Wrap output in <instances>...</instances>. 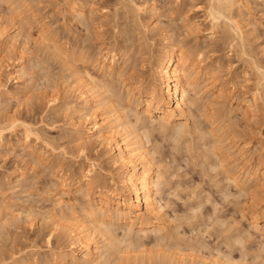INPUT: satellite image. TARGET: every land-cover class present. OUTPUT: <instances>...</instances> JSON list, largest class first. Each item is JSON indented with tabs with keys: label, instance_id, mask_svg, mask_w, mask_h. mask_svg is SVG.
I'll list each match as a JSON object with an SVG mask.
<instances>
[{
	"label": "rangeland",
	"instance_id": "obj_1",
	"mask_svg": "<svg viewBox=\"0 0 264 264\" xmlns=\"http://www.w3.org/2000/svg\"><path fill=\"white\" fill-rule=\"evenodd\" d=\"M72 1L0 0V86L4 87L0 88V124L12 118L29 124L39 130L42 140L48 145L43 147V142L35 141L32 136L26 140L20 127L15 128L12 135L6 132L0 144V264H55L57 261L51 258V254L70 252L71 238L68 229L63 228H67L70 223L86 224L83 211L86 199L72 190V180L77 171H86L95 164V167H91L93 173L91 177H97L102 181L97 183L108 188L115 184L110 181V175L114 176L116 169L108 154L109 145L100 147L96 143L93 144L94 140L86 138V143H91L92 146L89 144L91 146L89 149L84 148L85 152L82 150L81 142L73 138L74 119L77 118L78 131L84 132L86 124L82 115H89L91 110L83 108L81 113L77 115L73 113V108L81 105L75 99L74 77H71V71L59 60L51 57L52 46L56 45L69 54H77L81 49L87 48L88 51H85L93 55L99 47L110 48L113 37L121 39L124 37L128 43L126 46L130 47L132 52H128L127 57L122 60V63H125L123 68L133 67L132 70L147 71L149 76L151 66L153 67L154 61L165 47L158 31L170 35L171 37L167 36L171 40L174 35L176 41H169L172 46L168 45L183 49L194 60L200 58L198 61H203L204 72H209L210 75L201 76L199 79L197 90L200 93L197 91L195 97L199 100L197 104L200 106H197V111L193 110V119L184 123L189 132L184 130L185 127L183 130L188 134L182 132L184 136L179 133L182 137L179 135L175 137V134H178L176 133L178 127L177 131L170 128L165 131L160 128L158 122L151 126L148 121L142 122L143 124L139 122L135 127H139L138 131L143 132L142 134L147 133L146 140L149 143L146 141V151L148 149L147 153L153 157L155 163L156 177L159 180L156 181L160 187L156 199L163 219L160 227H163L161 236L164 238L160 241L164 242L158 247L160 243L158 239L161 236L157 235L156 239L154 232H150L152 235L149 236L148 233L147 240L145 236L144 239L141 235L142 239L139 237L146 245L141 244V247L135 244L142 249L138 247L135 253L131 251L132 246L130 250L127 249L129 250L127 253L124 240H121L123 246L119 242L118 246L114 245L115 247L111 249L119 247L116 249L117 254V251L105 250L101 241L102 246L99 244V247L103 261L106 260L105 264H157L159 262L157 258L165 256L164 259L159 258L161 262L158 264H215V260L216 263L221 262L218 253L221 257V253H224L231 259L230 263L236 261L241 262L239 264H260L263 261L264 264V218L245 210L249 203L247 194L243 197L244 193L238 192L239 190L230 183L231 186L227 185L223 177L225 174L220 173L223 172L221 168L216 170L214 167L215 163V166L220 167L218 161L227 156L228 160L231 159L230 162L226 160L230 164L229 168L232 170L234 168L233 171L244 179L245 175L237 171L240 168L235 167L240 164V158L249 154L254 159L264 158V123L255 126L250 122L251 112L246 111L248 101L253 97L251 88L256 81L255 72L237 57L240 54V47L237 45L238 40L234 31L230 30L232 29L230 25L221 20L220 24L213 26L208 16L211 6L209 0H131L132 3L127 4L129 11L116 4L118 0H91L92 4L86 5L83 12L90 23V27L86 29L79 23L77 15L66 14L65 6ZM233 1L238 2L233 13L238 14L234 15L238 18L235 20L244 33L246 48L243 49L253 54L254 59L256 58L255 60L264 68V1ZM142 4L146 9L141 14H136V17L133 16L134 12L130 11L137 9L134 6ZM115 8L120 10L117 16L114 14ZM123 10L130 12L129 16ZM99 12L104 13L103 16ZM97 36L106 40L104 45H99ZM145 43L147 48L143 45ZM231 44L239 49H230ZM20 55L24 59L22 62L25 74L15 82L11 73L14 61ZM93 61L94 59L90 60V64ZM81 69L80 76L84 73ZM94 70L96 73V69ZM91 71L90 68L92 74ZM82 78L85 80L84 74ZM4 91H16L19 93L18 98H8L3 94ZM51 97H54L55 102L50 106L48 100ZM213 111L216 113L215 117L219 119L214 117L215 121H218L214 123L215 127L210 125ZM125 112L122 111V114ZM130 118L134 121L135 117ZM132 123L135 126V121ZM211 130H215V134L221 137L220 140L224 143V146L219 145L220 149L216 145L215 149L219 151L215 150L213 154L211 151H214L212 146L215 139L207 136ZM140 132L137 133L141 134ZM234 134L241 135L242 141L237 145L248 143L244 147L245 152L243 151L247 154L242 157L236 153L240 147L237 148L235 145L232 148L233 145L228 141ZM204 136L206 138H203ZM178 137L179 139H176ZM84 142L83 144H86ZM258 142L262 143V147ZM204 149L206 154L211 153L210 156L207 155L209 159L206 154L204 155ZM86 155H90L92 160L95 157L97 161L86 160ZM212 155L218 158L216 160L210 158ZM60 175H63L64 181L59 180ZM98 177L106 179L105 182ZM245 211L247 213H244ZM50 216H53L59 226L62 224L59 229L54 227V220ZM60 230H64L65 233ZM123 230L124 227L116 228L114 237L116 240L128 238L125 239L128 246V240L135 237H124L126 233L123 232L126 231ZM222 231L229 234L224 235ZM237 236L239 239H236ZM139 238L134 241L131 239L130 242L133 244L139 241ZM108 240L105 239V242ZM233 240H236L235 242L239 240L245 249L242 250L240 244L232 246ZM241 251L245 254L244 258ZM117 256L123 257L121 262Z\"/></svg>",
	"mask_w": 264,
	"mask_h": 264
},
{
	"label": "bare ground",
	"instance_id": "obj_2",
	"mask_svg": "<svg viewBox=\"0 0 264 264\" xmlns=\"http://www.w3.org/2000/svg\"><path fill=\"white\" fill-rule=\"evenodd\" d=\"M209 1H210L209 4L211 6L209 5L210 11L209 12L207 11V12H208L209 18L211 19V22L213 23V26L220 24L221 20H223V22H227L230 25V27L232 28L230 30L234 31L237 37V40H238V44L237 43L236 44L240 47L239 49V47L237 48L236 44L234 45L236 46L237 49L240 50L239 52L240 54L237 57L243 60L244 61L243 63L248 65L249 66L248 68L249 69L251 68L252 71L255 72L256 81L254 80L255 82H253V86H252L253 88H251V90H253L252 92L253 97L250 101H248L246 111L251 112L249 113L250 114L249 118L250 120L252 119L253 122L250 121L252 124H255V126L262 125V123H264V68L262 67L263 65H260L261 63L259 64L255 60L256 58L254 59L255 56L253 54L246 51L247 49L244 50L246 48V46L244 48V44H245L244 43V33L242 31L241 26H239V23H237L238 21L235 20V19H238L237 17L234 16L236 13L235 14L233 13L236 11V4L238 2L233 1V0H209ZM128 3H132V1L131 0H118L116 2V4L122 5L123 9L125 10L129 9L127 5ZM91 4H92L91 0H82L81 2L80 1L77 2V0H73L72 2L67 3V5L65 6V11L67 15H71V16L77 15L79 19V23H81L87 29L90 27V23L88 22L83 12H85L86 5H91ZM134 8H137V9H135L134 11L131 10L130 12H134L133 16L135 15V17H136V14L139 15L141 14V12H143L146 9L144 7V4L138 7L134 6ZM119 11H120L119 9H116V8L114 9L115 16H117ZM130 12H127L128 16ZM103 14L104 13H100V15L102 16ZM124 15L126 16V14ZM237 15L238 14H236V16ZM126 18L130 19V17H126ZM102 25L103 24H100V26ZM226 25L224 26L226 27ZM158 32H159L160 37L163 40L165 47L162 50L161 55L158 54L159 56L157 57L155 61L152 59L154 61V65L153 67L151 66V70H150L151 74L149 76L146 73L147 71H140L136 69L132 70L133 67H130V69L123 68L125 66V63H122V60L124 61V59L127 57V53L131 51L130 50L131 48L126 46L127 39L124 40L123 39L124 37L122 39L113 37L112 39L113 43L110 48L99 47L96 49V52L93 55L91 53L88 54L85 51L87 50V48L81 49L80 53H77V54H72V53L69 54L67 53L66 50L56 47V45H53L51 48L52 49V53L50 54L51 57L59 60L61 64L64 65V67H67L71 71V77H74L73 84H75V88H74V91H75L74 94L76 95L75 99L78 100L80 102L79 105L80 104L81 105L78 106L77 108H73L74 109L73 113L77 115L86 108L91 110L90 111L91 113L89 115L80 114L84 116L83 118L82 116L80 118H82L83 122L86 124L84 127L85 128L84 132L82 131V133H80L78 131L77 118H75L74 121L72 120L73 121L72 131L74 132L73 138H76L74 140L81 142V147L83 146L82 150L84 151H85L84 148L89 149L92 146L91 143H89L91 146L88 143H86V138L90 141L94 140L93 144L96 143L100 147H105L109 145L108 154L110 156V160H111L113 167L116 169L115 175L114 176L110 175V181H112L115 184L110 186L109 188L103 185H100L99 183L101 180H98L97 177L95 178L94 176L95 179L91 177L93 174L91 167H95L96 166L95 164H92L90 168L87 169L86 171H79V172L77 171V173L74 175V180H72L73 182L72 190H74L76 193H79V195L82 198L86 199V205L83 208L84 210L82 209L85 214L84 218L86 219V222H85L86 224L78 225L75 223H70L67 225V228H65L64 226H63L64 228L62 227L63 229H68V234L70 235V238H71L70 239L71 249H70V252L66 254H63V253H61L60 255L51 254L52 255L51 258L57 261V263L54 261L55 264H105L104 262L106 260L103 261V257L101 256L102 254L101 248L99 247V244L101 246L102 244L103 246H105L106 249L103 248V250L108 249V251L110 250L111 252L117 251V254H118V250L116 249H118L119 247H117L114 250H111V249H113L114 245L118 246L121 240L122 241L124 240V243H125L124 248L126 247V250L127 249L130 250L131 247L133 246L135 250L132 248L131 251L133 250V252H135L136 250L138 251V247H139L136 245L144 244L141 242L142 241L141 236H143V239H144L148 233L150 236L152 235L150 232H154L153 233L155 234L154 236H156V239H158L157 235L161 236L163 234V227L162 226L160 227L161 223L163 222V219L160 215L161 213H159L161 209L159 208V204L156 199V197L158 196V189L160 187L158 186L159 180L157 179L158 177H156L157 173L155 172L156 169L154 168L155 163H154L153 157L151 158V156L147 153L148 149L146 151L147 145L145 146V144L147 142L149 143V141L146 140L147 133L142 134L143 132H140V130L138 131L139 127L138 128H135V127H137L136 125L139 124V122L140 124H143L142 122L145 121L146 123V121H148L150 126L152 124L154 125L155 122H158V125L160 126L162 130L164 129L165 131H167L169 128L175 131L178 130L176 132L178 134H175L176 135L175 137H177L179 133L182 134V132H184V130L187 127L186 125H184V123L188 121L189 119H193L192 118V116L194 115L193 110L194 109L196 110L197 106L198 107L200 106L197 104L199 100L196 99L195 97L198 94L197 91L199 92V90H197L199 86L198 85L199 79L201 76L205 77L206 75H208L209 72L208 73L204 72L205 68L203 69V65H202L203 61L202 62L198 61L200 60V58H197L196 60H194L192 59V57H190V55L188 56V53L186 54L183 49L181 48L176 49V47L175 48L170 47L172 45L169 44L170 43L169 41L174 40L173 38L174 35L171 40L168 38V36L171 37L170 35L167 34L168 35L167 36L166 33L163 31H158ZM146 38L147 37H145V39ZM97 40L100 43L99 45H104L105 44L104 42H106V40H104V38H102L101 36H97ZM179 43H182V42L179 41ZM143 45L145 46V48H147L146 43ZM48 48L49 46L47 47V49ZM234 48L235 47H233L231 44L230 49L234 50ZM236 48L235 50H237ZM83 51L85 52L82 53ZM93 59L94 61L90 64V60H93ZM22 61L24 62L22 55L18 56L17 59L14 61L13 72L11 73V75H12V78L16 80L15 82H17L25 74L24 63ZM142 62L144 63V61ZM79 66L84 71L82 75L84 74L85 80H83L82 75L81 76L79 75L80 74ZM90 68L92 69L91 71L92 74L90 73ZM94 69H96V73H94L95 72ZM116 85H118L120 89H118L119 87L116 88L117 87ZM2 88L4 87L2 86ZM242 88H245V87H241V89ZM3 94L7 96L8 98H15V99L18 98L17 96L19 95V93H16V91L15 92L4 91ZM54 102H55L54 97H51V99L48 100V104L50 106L53 105ZM217 106L220 107V105H217ZM202 107H205V106H202ZM212 107L215 108L214 106ZM101 108H103L102 111H101ZM213 108H211V110ZM220 109H222V107ZM103 110L105 112H103ZM122 111L124 112L126 111L125 114L123 113L124 115L122 114ZM215 114L216 113L214 112V115L210 117V118H213L212 119L213 122L211 120V123H210L211 126L212 125L214 126V123L218 122V121H215V119H218L215 117ZM131 116L135 117L134 118L135 126H134V123H132L134 121L130 120ZM78 119H79V116H78ZM91 119H93V121ZM17 127H20L22 129V135L26 138V140H28V138L32 136L35 141H40L41 143L43 142V147L48 146L47 143L44 142V140H42L41 138L42 135L39 134L38 129L24 122H18L15 118L8 119L6 122H3L0 124V144L3 142V138L6 132L12 135L15 132L14 129ZM177 127L179 129L181 128L182 130L181 129L179 130ZM135 129H137V131ZM141 129L143 128L141 127ZM131 130H134V132L130 133L129 131ZM214 131L215 130L213 131L211 130L207 134V136H210L211 139L212 138L215 139L214 141L215 144H213L212 146L214 151L210 150L212 154L213 152L219 151L217 149L219 148V145L224 146V143L220 140L221 137L219 138V136L216 135ZM137 132H140L141 134ZM144 132H148V131H144ZM185 132H184L185 135L188 134ZM182 135H179V137H182ZM205 136L203 138H206ZM179 137L176 139H179ZM211 141H209V143H211ZM228 141L230 142L231 145H233L232 146L233 148L235 145H237L239 142L242 141L241 135L234 134V136L229 138ZM83 142L86 144H83ZM258 144L262 147V143L258 142ZM85 145H87L88 147H86ZM216 145L218 147L215 149ZM247 145L248 143H245L244 145L242 144L237 145V148L240 147V150L236 151V153L240 157L247 154V153H244L245 152L244 147ZM205 149L203 150L204 155L206 154L204 152ZM221 150H224V149H221ZM225 153H228V152H225ZM207 155H209L208 152L205 155L208 158ZM214 156L212 155L210 158L216 160L218 157L214 158ZM223 157L224 156H222V158ZM224 158L225 159H223L222 161H218L220 162V164L217 162L218 165H220V167L215 166L216 163L214 167H216V170L217 168L218 170L219 168H221L220 170L223 172H220V173L221 175H223L222 173L225 174V176L223 177H225L226 179L225 181L228 183L227 185H229V183L232 184L236 189L239 190L238 192H242L241 194L244 193L243 197L246 196L245 194H247L248 196L247 200L249 201V203H248V207L245 208V210L252 212L253 215L255 216H261L262 218H264V158L257 157L256 159H254L252 158L251 154L240 158L241 160L240 164L237 165L236 163L237 166L235 167L240 168L237 171H239L240 174L245 175L246 178L244 179H242V177H240L238 173H235V171H233L234 168L233 170L229 168L230 164L226 162V160H228L227 156ZM85 159L90 160V161L92 160L90 155L89 156L86 155ZM212 159L210 161H212ZM94 160H96L95 157L93 158L92 161L94 162ZM230 160L228 161L230 162ZM210 161L209 162L207 161V162L210 163ZM212 169L214 170V168ZM101 178L102 177H100L99 179ZM60 179L64 181L63 175H60L59 180ZM102 180H104V178H102ZM105 180L103 182H105ZM92 196H94L93 199L91 198ZM240 196L241 195L239 194V197ZM238 211L239 210H237V212ZM246 211L244 213H247ZM240 213H242L241 210H240ZM51 218L53 219V216ZM53 220H54L53 221L54 227L56 229L58 227L60 228L62 224H60L59 226L57 221H55V219ZM119 227L125 228V230L123 231H126V232H123V234L126 233L127 235L126 234L125 236L123 235L124 237L132 236V237H135L134 238L135 240H138L139 237L141 239L139 238V241H135L132 244L131 242L134 241V239L131 238L132 241L130 242L131 239L128 240L127 243H129V245L127 246L125 242L127 240L125 239H128V238L123 237L124 239L120 238L119 240L118 239L116 240V237H114L115 236L114 234H116L114 233V230H116V228L118 229ZM222 232L223 234L225 233V231H222ZM64 233L65 231L63 232V234ZM218 234L220 235V233ZM223 234L222 236L227 234V231L224 235ZM147 237L145 238L146 240H147ZM162 238H164V236L163 237L161 236V238L159 237L158 240L160 241L162 240ZM240 238H243V237L240 236ZM105 239L106 240L109 239L108 241H106L108 243L105 242ZM236 239H239V237ZM225 240L226 239H224L223 241L226 244ZM116 241L118 242V244H115L117 243ZM233 241H234V244L232 246H235V244H237L238 246V244L241 243L239 240H238L239 242L238 241L235 242L236 240H233ZM163 242L161 241L160 243L158 242L159 245L157 246L159 247L160 244H162ZM123 244L121 242L122 246ZM134 245L137 247V249L135 248ZM230 245H231V242H230ZM240 245L239 247L243 246V245L241 246ZM127 247H130V248H127ZM141 247L139 248L142 249ZM244 249L245 247L244 248L242 247V250ZM129 250H127L126 252L128 253ZM239 250H241V248H239ZM121 251H123V249ZM108 253H105V254L107 255ZM218 254H219V257H221L220 253ZM242 254L244 253L242 252ZM221 255H222L221 258L218 257V259H220L221 261V262H218L220 264H237L238 263V262L236 263V261L234 263L233 262L230 263L231 259H229V257L226 256L227 254L221 253ZM119 256L117 257L120 258ZM243 256H245V254L242 255V257ZM122 258H120L119 260L120 262L122 261L121 260ZM159 258L162 259L163 256L162 258L161 257L157 258V261H159L158 263L161 262ZM130 259H133V258H130ZM215 259H217V257ZM240 260H242V258ZM214 262L215 264H218L216 263V260ZM260 264H263V261Z\"/></svg>",
	"mask_w": 264,
	"mask_h": 264
}]
</instances>
